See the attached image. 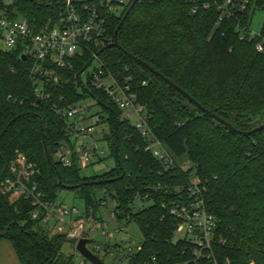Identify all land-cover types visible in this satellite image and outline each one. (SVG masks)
I'll return each instance as SVG.
<instances>
[{
    "label": "trees",
    "instance_id": "16d2710c",
    "mask_svg": "<svg viewBox=\"0 0 264 264\" xmlns=\"http://www.w3.org/2000/svg\"><path fill=\"white\" fill-rule=\"evenodd\" d=\"M81 1L94 2L113 42L133 0L119 13L107 12L104 0ZM62 6L63 0H0V10L13 19L26 18L37 30L54 23ZM244 16L248 23L250 10ZM242 31L236 20L216 25L214 9L192 14L186 0H138L117 34L122 49L101 52L112 71L128 66L125 74L136 82L147 81L138 88V100L147 106L152 132L174 157L170 167L146 150L139 130L103 91L79 92L77 76L92 56L73 59L63 92L69 102L90 97L89 91L96 97L107 114L105 119L97 113V123H108L104 138L116 161L106 173L91 177L82 176L78 166L64 167L55 160L64 138L62 118L50 101L36 96L26 63L0 50V185L10 174L15 154L22 152L36 164L34 179L48 201H57L62 189L74 190L98 218L101 196L110 193L118 200L119 218L134 221L141 230L142 250L132 262L145 264L153 257L161 262L169 256L179 259L183 243H172L175 218L170 202L173 189L187 184L194 173L218 221L216 262L264 264V129L249 136L230 131L125 53L149 63L238 129L251 130L264 123V49L256 48L264 42V24L251 40L240 39ZM182 156L190 163L187 170L178 160ZM137 196H149V204L134 211ZM31 209L29 201H10L0 192V242H10L20 264H74V253L63 252L70 240L48 233L30 218Z\"/></svg>",
    "mask_w": 264,
    "mask_h": 264
},
{
    "label": "built area",
    "instance_id": "2783aa9c",
    "mask_svg": "<svg viewBox=\"0 0 264 264\" xmlns=\"http://www.w3.org/2000/svg\"><path fill=\"white\" fill-rule=\"evenodd\" d=\"M263 1L261 3L264 4ZM128 2L129 0H104L103 5L107 12L119 13ZM186 3L190 6L192 14L214 9L216 25L226 20H236L238 26L243 28L240 39L251 40L260 34L259 32L254 35L251 28L253 15L257 10H261L258 0H186ZM262 9L264 10V5ZM248 10L250 17L248 23H244V15ZM0 11V50L15 53L17 60L26 63L36 96L39 100L50 101L54 112L64 122V138L54 155L57 162L64 167L78 166L82 169L94 162H102L107 157L100 143L107 141L104 138L106 132L104 129L101 131L100 139L94 136L100 126L94 121L98 112H92L94 105L87 102L88 98H92L98 104L96 97L89 91L90 97L69 102L68 95L63 92L69 84V80L65 78V71L73 69L72 60L89 54L92 56L90 65L95 61L98 65L88 76L86 83L82 78L80 82L77 81L79 92L83 94L87 92V88L103 91L123 112V117L130 120L139 130L147 142L146 150L166 167L175 164L169 149L155 136L149 126L146 104L138 100V88L147 85V81L136 82L133 75L125 74L130 71L128 66L117 73L112 71L100 56L99 49L112 40L107 33L106 18L102 16L94 2L63 0L56 21L44 24L38 30L26 18L18 16L13 19L6 10ZM256 48L263 51L264 42H258ZM13 69L15 70V67ZM11 97L12 95H9V98ZM2 117L3 109L0 102V120ZM110 153L109 149V155ZM9 170L10 174L1 182L0 192L10 201L20 198L29 201L32 205L30 210L32 220L48 233L65 235L74 242V264H87L85 259L80 258L82 254L76 245L80 239H88L92 230H100L105 236L106 254L122 252L129 264H134L133 258L142 250V243L136 246V250L132 246H125L124 242L110 243L115 233L124 229L120 224H128L125 218H119L116 197H112L110 193L101 196L96 218L93 208L81 209L75 205L69 206L58 201L46 200L34 179L37 172L36 164L24 153L15 154ZM173 190L174 197L170 202V213L175 218L172 243H183L178 252L179 259L174 260L169 256L161 262L159 258L153 257L145 264H202L204 261L218 264L215 251L218 221L207 208L198 178L192 176L187 184L179 185ZM148 197L145 196L144 200H141L140 196H137L135 204L147 201ZM102 209L107 210L110 221L106 222L103 219L100 214ZM89 224H92L91 228H88ZM112 225L115 226V230L110 229ZM100 249L101 246L95 244L93 250H89L95 254V250Z\"/></svg>",
    "mask_w": 264,
    "mask_h": 264
},
{
    "label": "rangeland",
    "instance_id": "374dc122",
    "mask_svg": "<svg viewBox=\"0 0 264 264\" xmlns=\"http://www.w3.org/2000/svg\"><path fill=\"white\" fill-rule=\"evenodd\" d=\"M126 7V6H125ZM123 7L122 9H124ZM121 10V9H118ZM1 13V11H0ZM264 24V10H257L255 14L253 15L251 28L254 35L258 34ZM98 63L95 61L93 62L84 73L81 74V78L84 83L87 82L88 76L94 71V68L97 67ZM88 103L93 104L92 112L99 113L101 112L104 118H107V114L105 112H102V108L100 105L96 104L95 101L92 98H88ZM98 115L94 119L95 122H98ZM108 131L109 125L108 123H101L100 126H98L97 131L95 132V137L100 139L101 137V131L102 130ZM101 146L106 151L107 157L105 161L102 162H94L92 165L88 166L87 168L81 169V175L84 177H91V176H97L102 175L109 171L111 168H113L116 165L115 158L109 155V149L110 144L107 141H101ZM180 164L182 165L183 169L187 170L190 167V163L188 161L187 156H182L178 158ZM192 176H194V173H192ZM57 201L60 203H63L65 205H75L81 209H84L85 205L81 197L77 194L74 190H66L62 189L58 192V198ZM149 202H137L134 206V210L138 211L142 205H148ZM101 216L103 219L108 222L109 216L106 209L101 210ZM121 227L124 229L116 232L115 237L110 240L111 244L115 243H122L124 242L125 246H132L134 250H136V246L143 241V236L141 233V230L137 223L130 222L128 224L121 223ZM92 224L88 225V228H91ZM37 229V227H36ZM111 230H115V226L112 225L110 227ZM89 243L87 244L88 248L93 250V246L95 244H98L101 246V249L99 251L95 250V254L105 263V264H129L128 259L123 256L122 252H115L114 254H106L104 251V245L106 244L107 240L105 236H103L102 232L100 230H92L89 232L88 237ZM74 250V243L71 241H68L64 244L63 252L65 253H72ZM81 259H85L87 264H93L90 260L86 259L84 256H80ZM0 264H20V261L15 255V252L12 249V245L7 240H2L0 242Z\"/></svg>",
    "mask_w": 264,
    "mask_h": 264
},
{
    "label": "water",
    "instance_id": "95a60500",
    "mask_svg": "<svg viewBox=\"0 0 264 264\" xmlns=\"http://www.w3.org/2000/svg\"><path fill=\"white\" fill-rule=\"evenodd\" d=\"M138 2V0H133V2L130 4L126 14L124 15L121 23L119 24L118 28L115 31V39L113 42L109 43L108 45H106L103 49L100 50V52H102L104 49L110 48V47H117L119 49H122V46L119 44L118 40H117V34L119 31V28L121 27L123 21L125 20L126 16L129 14V12L134 8L135 4ZM125 53L132 58L133 60H135L136 62H138L139 64H141L142 66H144L145 68H147L148 70H150L151 72H153L159 79L164 80L166 83H168L171 87H173L174 89H176L178 92H180L184 97H186L191 103H193L194 105H196L201 111H203L205 114L209 115L211 118L217 120L219 123L223 124L225 127H227L230 131L241 134L243 136H249L257 131L263 130L264 129V123L251 129V130H240L237 127H235L232 123H230L229 121H227L226 119H224L223 117H221L220 115L212 112L210 109L206 108L205 106H203L197 99H195L190 93H188L185 89H183L181 86H179L178 84H176L175 82H173L171 79H169L168 77H166L163 73H161L160 71L156 70L154 67H152L149 63H147L146 61L132 55L129 52ZM91 61H89L87 64H85V66L83 67V69L81 70L80 74L83 73L88 66L90 65ZM80 74H78L77 76V81L80 82ZM117 127V124H116ZM117 159H118V155H117ZM89 242V240L87 238H82L78 241L76 248L77 250L87 259H89L90 261H92L94 264H105L98 256H96L92 251H90L87 247L86 244Z\"/></svg>",
    "mask_w": 264,
    "mask_h": 264
},
{
    "label": "crops",
    "instance_id": "0c3cea01",
    "mask_svg": "<svg viewBox=\"0 0 264 264\" xmlns=\"http://www.w3.org/2000/svg\"><path fill=\"white\" fill-rule=\"evenodd\" d=\"M12 249H13V247H12ZM13 251H14V249H13ZM16 255V254H15ZM17 257V256H16Z\"/></svg>",
    "mask_w": 264,
    "mask_h": 264
}]
</instances>
